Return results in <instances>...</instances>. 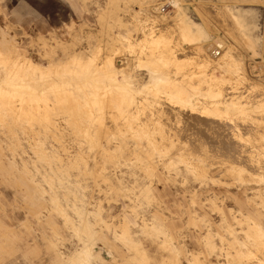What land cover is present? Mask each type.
Here are the masks:
<instances>
[{
	"label": "rangeland",
	"instance_id": "1",
	"mask_svg": "<svg viewBox=\"0 0 264 264\" xmlns=\"http://www.w3.org/2000/svg\"><path fill=\"white\" fill-rule=\"evenodd\" d=\"M11 46L0 264H264V0H0Z\"/></svg>",
	"mask_w": 264,
	"mask_h": 264
},
{
	"label": "bare ground",
	"instance_id": "2",
	"mask_svg": "<svg viewBox=\"0 0 264 264\" xmlns=\"http://www.w3.org/2000/svg\"><path fill=\"white\" fill-rule=\"evenodd\" d=\"M81 8V7H80ZM180 14V20H181V28L182 29H190V28H192V26L194 25V23L192 22V21H189V20H187V17H186V14L184 13V12H181V13H179ZM246 16V15H245ZM246 18V17H245ZM245 18H243V19H245ZM240 19V18H239ZM84 23V22H83ZM239 23V22H238ZM252 23V22H251ZM245 25L246 24H244V27H245ZM242 26H243V24H242ZM248 29V28H247ZM194 31V30H193ZM192 32V31H191ZM193 33V32H192ZM152 34V33H151ZM150 34V35H151ZM162 34V33H161ZM157 35V34H156ZM155 35V36H156ZM164 35V34H163ZM160 35V39H158V38H156V39H151L150 38V44L151 45H153L154 47L152 48L153 50H155L156 48H161L162 46L164 47H166L167 45L169 46L170 44L168 43V42H165L166 40H164L166 37H164V36H166V35ZM167 35H168V33H167ZM172 36V35H171ZM164 37V38H163ZM172 39H173V37H172ZM171 40V37H170V39H169V41ZM207 40V39H206ZM161 46V47H160ZM167 46V47H168ZM174 46H175V44H174ZM191 46V45H190ZM130 47V48H129ZM128 48L131 50V48H132V44L129 42L128 43ZM170 48H172V47H170ZM176 48H178L177 46H176ZM176 48L174 49V48H172V50L173 51H175L176 50ZM189 48H191V47H189ZM163 48H161V50H162ZM181 49V48H180ZM186 49V48H185ZM184 49V50H185ZM157 50H160V49H157ZM167 50V49H166ZM139 51V50H138ZM180 51V50H179ZM182 51V50H181ZM140 52V51H139ZM158 52V51H157ZM157 52H155L154 53V56L157 54ZM160 54V53H159ZM168 53V51L166 52V54H165V57H166V55H167V57H168V59H169V56L171 55L172 56V54H169ZM98 52L96 51L95 53H94V55L93 56H91V57H89L88 59H89V62L88 63H90V62H92V61H94L97 57H98ZM175 55H177V54H175ZM178 55L180 56V54L178 53ZM173 56H174V54H173ZM172 56V59L171 60H173V58H175L174 59V61L176 62V60H177V62H179V58L178 57H173ZM0 57H7L6 59H9V57H13L15 60H19V58H22V56H20V54L18 53V51L16 50V48L15 47H13V46H11V47H9L8 49H7V52H4V51H1L0 50ZM138 57V56H137ZM135 58V57H134ZM139 58H140V56H139ZM138 58V59H139ZM142 58V57H141ZM141 58H140V60H141ZM161 58H163V57H161ZM23 59H25L24 61V63L26 64V66L27 67H36V68H38V66H36V64L35 63H33L31 60H29V58H23ZM137 59V60H138ZM2 60V59H1ZM162 60V59H161ZM165 60V59H164ZM170 60V59H169ZM168 61V60H167ZM173 61V62H174ZM73 63V64H75L76 66H80V62H79V60L78 59H75V60H72V61H70V63ZM103 62V61H102ZM161 62V61H160ZM162 63H163V61H162ZM164 63H165V61H164ZM170 63V62H169ZM103 64V63H102ZM172 64H174V63H172ZM66 65H67V62H60V63H58L57 65H55V66H52V67H54V68H56V69H58L59 67H63L64 69H65V67H66ZM138 65V64H137ZM165 66H167V65H165ZM6 67V66H5ZM87 67V66H86ZM48 68V67H47ZM6 69V68H5ZM43 70H45V69H43ZM48 70V69H47ZM172 70H173V68H172ZM170 71H171V69H170ZM235 72H236V70H235ZM113 73H115L116 74V72H115V66H114V69H113ZM143 73V72H142ZM243 73V72H242ZM241 73V74H242ZM240 74V73H239ZM244 74V73H243ZM236 75H237V72H236ZM120 76V75H119ZM205 77H207V76H205ZM246 77H247V75H246ZM124 78V77H123ZM170 78H171V76H170ZM210 78H212L213 79V77H210ZM241 78H243V77H241ZM250 78V77H249ZM114 79H115V76H114ZM120 79H122V78H120ZM212 79H210V82H211V80ZM207 80V79H206ZM239 80H241V79H239ZM244 80H247L246 78H244L243 79V82H244ZM249 80V79H248ZM209 81V80H208ZM251 81V80H250ZM253 81V80H252ZM255 81V80H254ZM205 82V79L203 80V83ZM10 83V82H9ZM125 83H126V81H125ZM209 83V82H208ZM212 83V82H211ZM249 83V82H248ZM255 83H256V81H255ZM127 84V83H126ZM210 84V83H209ZM214 84V83H213ZM253 84V83H252ZM10 85L12 86V87H15V85L16 84H13V83H10ZM155 85V83H153V86ZM158 85V84H157ZM205 85V84H204ZM248 86L250 85V84H247ZM257 85V84H256ZM116 86V85H115ZM118 86V85H117ZM207 86V85H206ZM205 86V87H206ZM210 86V85H209ZM212 86V85H211ZM118 87H120L121 88V86L119 85ZM123 87V86H122ZM156 87V86H155ZM159 87V86H158ZM208 87V86H207ZM206 87V88H207ZM252 87V86H251ZM250 87V88H251ZM123 88H125V87H123ZM212 88H214L213 86H212ZM258 88V87H257ZM126 89V88H125ZM215 89V88H214ZM213 89V90H214ZM259 90L261 89L260 87L258 88ZM210 90V89H209ZM212 90V89H211ZM211 90H210V92H211ZM215 90H218V88L217 89H215ZM264 90V89H263ZM206 91H207V89H206ZM262 92V91H261ZM207 93V92H206ZM209 94V93H208ZM211 94V96H213V94L214 93H210ZM219 94V93H218ZM215 96H216V94H214ZM220 95V94H219ZM233 95V94H232ZM206 96H207V94H206ZM209 96V95H208ZM224 96H226V95H224ZM231 96V95H230ZM228 97V96H227ZM237 97H238V95H237ZM213 98H214V96H213ZM216 98V97H215ZM230 98V97H229ZM6 99V98H5ZM233 99H235V98H233ZM212 100V99H211ZM16 101V100H15ZM208 101H210V97H209V99H208ZM214 101V100H213ZM95 102V101H94ZM101 102V101H100ZM226 102V101H225ZM206 103V102H205ZM204 103V104H205ZM210 103H212V101L211 102H209L208 104H210ZM201 104H202V101H201ZM215 104V103H214ZM106 107V106H105ZM177 112V111H176ZM182 114H183V112H182ZM105 115H106V113H105ZM175 115V114H174ZM191 115V114H190ZM196 115V114H195ZM181 116V115H180ZM183 116H184V114H183ZM193 116H191V118H192ZM255 117V116H254ZM205 118V117H204ZM105 119H106V117H105ZM205 119H207V118H205ZM195 120V119H194ZM235 120V119H234ZM186 121V120H185ZM198 121V120H197ZM216 121V120H215ZM223 121V120H222ZM107 122V121H106ZM191 122V121H190ZM215 123V122H214ZM216 123L218 124V121H216ZM215 123V124H216ZM220 123V122H219ZM222 123V122H221ZM254 123V122H253ZM198 124H200V122L199 123H197V125ZM212 124H213V122H212ZM224 124V123H223ZM247 124H248V122H247ZM202 125H203V122H202ZM209 125V124H208ZM235 125V124H234ZM196 126V125H195ZM225 126V125H224ZM227 126H229V125H227ZM190 127V126H189ZM194 127V126H193ZM200 127V126H199ZM231 127V126H230ZM252 127V126H251ZM219 128V127H218ZM222 128V127H221ZM228 128V127H227ZM110 129V128H109ZM189 129V128H188ZM197 129V128H196ZM202 129V128H201ZM205 129V128H204ZM187 130V129H186ZM228 130V129H227ZM196 131V130H195ZM197 131H198V129H197ZM205 132V131H204ZM208 132V131H207ZM210 132V131H209ZM233 132H234V130H233ZM230 133V132H229ZM198 134H199V132H198ZM199 135H201V134H199ZM202 135H203V132H202ZM239 135V134H238ZM182 139V138H181ZM188 140H189V138H188ZM191 140V139H190ZM206 140V139H205ZM231 141V140H230ZM193 142H194V140H193ZM214 142H215V140H214ZM189 143V142H188ZM196 143V142H195ZM262 143V142H261ZM199 144H200V141H199ZM213 144V143H212ZM211 144V145H212ZM233 146H234V144H233ZM238 146V145H237ZM208 147V146H207ZM233 150H234V148H233ZM220 151H221V149H220ZM253 151H254V149H253ZM201 152V151H200ZM222 152V151H221ZM228 152V151H227ZM212 155V154H211ZM221 156V155H220ZM238 157V156H237ZM231 158V157H230ZM248 161V160H247ZM198 163V162H197ZM200 168V167H199ZM202 169V168H201ZM229 170V169H228ZM224 172H227V170L226 171H224ZM223 172V173H224ZM199 173H200V171H199ZM228 173V172H227ZM221 174V173H220ZM218 177V176H217ZM223 178V177H222ZM221 179V178H220ZM219 179V180H220ZM222 181V180H221ZM224 181V180H223ZM216 184V183H215ZM220 184V183H219ZM219 184H217L218 186H219ZM223 185V184H222ZM220 186H221V184H220ZM217 198V197H216ZM222 201V200H221ZM220 203V202H219ZM239 215V214H238ZM242 216V215H241ZM238 217V216H237ZM244 219H240V221H243ZM238 221H239V218H238ZM244 221H247V220H244ZM251 225H253V224H251ZM249 226V225H248ZM248 228V227H247ZM253 229V228H252ZM260 229H261V227H260ZM262 234V233H261ZM214 235V234H213ZM87 247V246H86ZM259 254V253H258ZM253 263V262H252Z\"/></svg>",
	"mask_w": 264,
	"mask_h": 264
},
{
	"label": "crops",
	"instance_id": "3",
	"mask_svg": "<svg viewBox=\"0 0 264 264\" xmlns=\"http://www.w3.org/2000/svg\"><path fill=\"white\" fill-rule=\"evenodd\" d=\"M81 255V254H80Z\"/></svg>",
	"mask_w": 264,
	"mask_h": 264
}]
</instances>
